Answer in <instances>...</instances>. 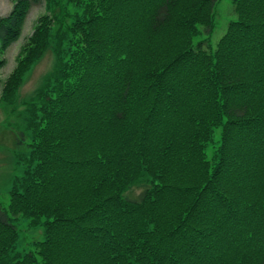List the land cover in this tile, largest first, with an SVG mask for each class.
<instances>
[{
    "label": "trees",
    "instance_id": "16d2710c",
    "mask_svg": "<svg viewBox=\"0 0 264 264\" xmlns=\"http://www.w3.org/2000/svg\"><path fill=\"white\" fill-rule=\"evenodd\" d=\"M33 1L0 14L3 50ZM54 1L0 96L14 107L53 49L23 100L0 264H264V0H231L216 46L219 0ZM20 218L44 227L32 251Z\"/></svg>",
    "mask_w": 264,
    "mask_h": 264
},
{
    "label": "rangeland",
    "instance_id": "374dc122",
    "mask_svg": "<svg viewBox=\"0 0 264 264\" xmlns=\"http://www.w3.org/2000/svg\"><path fill=\"white\" fill-rule=\"evenodd\" d=\"M15 2L16 0H0V14L4 16L8 15L12 11ZM59 3H64V0H59ZM54 6V0L33 1L19 39L5 48V50H3V46L0 44V58L5 60V65L0 69L2 80L0 84V96L4 81L17 66L20 50L32 33L38 17L42 14L53 15L55 13L53 11ZM215 17V31L210 41L214 46H216V43L226 32L230 19L234 17L231 0L218 1ZM202 29L204 30L203 27ZM208 43L205 42V48L207 49H209ZM56 63V55L53 49H49L29 70L23 86L18 90L16 105L14 107H0V205H4L5 202L8 203L9 189L12 187L15 176L21 172L16 161V155L26 151L27 145L25 144L30 141V137L22 136V130H24L26 121V105L23 103V100L36 92L40 83L44 81L45 75L54 69ZM143 190V186L134 187L126 193V196L132 199L138 198ZM14 222L18 226L20 233L17 248L19 251H32L33 242L41 241L45 238L44 227L29 229L27 218H20Z\"/></svg>",
    "mask_w": 264,
    "mask_h": 264
}]
</instances>
